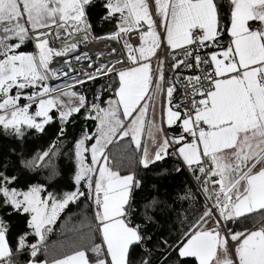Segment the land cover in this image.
Segmentation results:
<instances>
[{
  "label": "snow or ice",
  "instance_id": "1",
  "mask_svg": "<svg viewBox=\"0 0 264 264\" xmlns=\"http://www.w3.org/2000/svg\"><path fill=\"white\" fill-rule=\"evenodd\" d=\"M0 264H264V0H0Z\"/></svg>",
  "mask_w": 264,
  "mask_h": 264
},
{
  "label": "bare ground",
  "instance_id": "2",
  "mask_svg": "<svg viewBox=\"0 0 264 264\" xmlns=\"http://www.w3.org/2000/svg\"><path fill=\"white\" fill-rule=\"evenodd\" d=\"M102 48V45L92 46L91 51H96L97 49Z\"/></svg>",
  "mask_w": 264,
  "mask_h": 264
},
{
  "label": "trees",
  "instance_id": "3",
  "mask_svg": "<svg viewBox=\"0 0 264 264\" xmlns=\"http://www.w3.org/2000/svg\"><path fill=\"white\" fill-rule=\"evenodd\" d=\"M178 179H183V177H180V178H178Z\"/></svg>",
  "mask_w": 264,
  "mask_h": 264
}]
</instances>
